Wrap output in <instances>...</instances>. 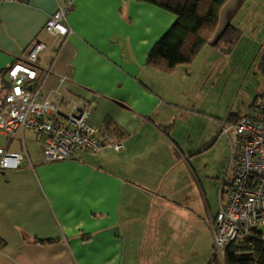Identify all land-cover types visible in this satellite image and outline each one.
I'll return each mask as SVG.
<instances>
[{
	"label": "crops",
	"instance_id": "obj_1",
	"mask_svg": "<svg viewBox=\"0 0 264 264\" xmlns=\"http://www.w3.org/2000/svg\"><path fill=\"white\" fill-rule=\"evenodd\" d=\"M65 3L0 2V83L34 43L45 44L35 64L41 93L62 112L78 99L93 100L91 124L123 148L46 163L35 135L39 153L26 152L18 170L0 172V264H139L147 243L150 253L169 246L165 252L176 260L179 217L185 231L208 229L203 244L212 252L209 196L217 188L218 203L222 179L205 157L224 145L221 127L245 114H227V86L244 82L255 63L259 85L248 108L256 98L264 103V41L244 50L234 44L228 53L215 45L248 0H228L208 43L171 73L146 64L176 21L169 11L138 0H73L72 33L53 39L44 26Z\"/></svg>",
	"mask_w": 264,
	"mask_h": 264
},
{
	"label": "built area",
	"instance_id": "obj_2",
	"mask_svg": "<svg viewBox=\"0 0 264 264\" xmlns=\"http://www.w3.org/2000/svg\"><path fill=\"white\" fill-rule=\"evenodd\" d=\"M5 1L11 0H0ZM72 1L58 6L47 20L44 31L53 39H66L72 33L67 23ZM47 49L45 44L34 43L24 60L7 68L5 83H0V172L20 168L27 155L25 131L42 138L46 163L69 160L77 153L101 154L106 148H123L120 143L102 140L99 128L91 124L96 107L93 100L78 99L62 112L41 93L35 64ZM250 110L236 123L221 127L226 136L231 128L235 130L237 145L219 183L218 211L210 220L214 253L220 264L231 244L247 247L252 241L264 243V103L256 98ZM17 136L21 152L10 149Z\"/></svg>",
	"mask_w": 264,
	"mask_h": 264
},
{
	"label": "rangeland",
	"instance_id": "obj_3",
	"mask_svg": "<svg viewBox=\"0 0 264 264\" xmlns=\"http://www.w3.org/2000/svg\"><path fill=\"white\" fill-rule=\"evenodd\" d=\"M232 28L237 31L238 39L235 44H237L236 48H254V42H257L259 38L264 41V0H248V5L245 4L243 6L242 11L237 15L233 24H231ZM239 42V43H238ZM260 42V43H261ZM244 50V49H243ZM254 57V56H253ZM238 59V56L233 57V59ZM253 59V58H251ZM237 62V61H236ZM256 64V63H255ZM255 64H253L252 68L245 69L244 73L247 71L248 75L244 82L240 81L239 84L233 85L229 83L227 86V114L231 113L234 115H240L241 113H245L241 116H245L249 114L251 111L248 108L249 100L253 97L255 93V88L259 85V79L256 78L254 75L256 72ZM232 65V64H231ZM225 73L228 75L232 72L230 66ZM257 65V64H256ZM241 83H243L241 85ZM212 85V84H211ZM214 86H211L213 89ZM240 89V92L238 93ZM246 95H250L248 98ZM227 124V123H226ZM228 126V125H226ZM25 146L26 152H28L29 156H33L36 153H39V144L37 142V136L35 134L25 131ZM224 140V145L219 143L214 149L210 151L208 155L205 157V164L210 166L212 164V160L215 162V165L220 168V177L223 178L227 169L231 163V149L229 140L232 142L233 147L235 148L237 145V135L235 130L231 128L229 130V137L222 136L221 138ZM229 139V140H228ZM2 141V139H1ZM2 144V143H1ZM11 150L21 152L20 141L19 137L15 139L14 143L11 146ZM213 193L209 196L210 206L212 214L215 216L218 211V203H217V188L212 190ZM213 195V196H212ZM180 217L178 218V233H179V244L177 246V259L173 260L170 259L169 253L165 252V249L169 246L164 244L161 245L163 247V251H158V245L154 246L153 252L150 253V250L147 244H144V255L141 256V260H139V264H208L210 256H211V249H207V246L204 245V237L203 233H208V229L202 228L198 226V235H196V228L193 227L192 229L189 228V231H185L186 221L184 223L180 222ZM169 225V224H166ZM177 227V226H176ZM173 230V229H172ZM261 232H264V227H261ZM183 233L185 235L181 236ZM166 234V230H164L162 236L164 237ZM191 234V236H196L198 240L196 243H193L194 239L192 240L187 235ZM167 237V236H166ZM195 238V237H194ZM192 240V244L190 243ZM211 240V237H210ZM190 241V242H189ZM213 241L211 240L210 243ZM212 244H210V248ZM165 248V249H164ZM213 248V247H212ZM172 249L175 250L172 246ZM209 253V254H208ZM174 257V256H173ZM140 257H138L139 259ZM224 258V257H223ZM223 258L221 259L223 262ZM218 260V259H217ZM220 262V260H218ZM133 264H137V261L132 262Z\"/></svg>",
	"mask_w": 264,
	"mask_h": 264
},
{
	"label": "trees",
	"instance_id": "obj_4",
	"mask_svg": "<svg viewBox=\"0 0 264 264\" xmlns=\"http://www.w3.org/2000/svg\"><path fill=\"white\" fill-rule=\"evenodd\" d=\"M138 1L154 4L176 17L175 23L154 45L146 61L151 68L171 73L177 66L190 64L199 50L208 43L216 29L219 11L228 0ZM238 36L237 31L228 25L215 45L228 53L237 42ZM258 66L264 76V52ZM237 120L230 118V123H236ZM4 246L0 239V249ZM208 264H220L214 248ZM222 264H264V243L252 241L247 247L231 244L225 251Z\"/></svg>",
	"mask_w": 264,
	"mask_h": 264
}]
</instances>
